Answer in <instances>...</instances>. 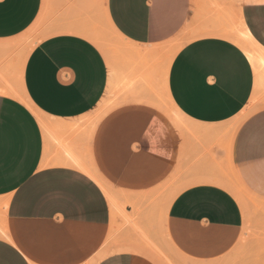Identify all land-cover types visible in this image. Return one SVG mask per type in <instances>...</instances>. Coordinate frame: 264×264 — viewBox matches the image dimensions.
<instances>
[{
    "label": "crops",
    "instance_id": "0c3cea01",
    "mask_svg": "<svg viewBox=\"0 0 264 264\" xmlns=\"http://www.w3.org/2000/svg\"><path fill=\"white\" fill-rule=\"evenodd\" d=\"M102 13L138 62L113 70L89 38ZM241 26L264 48V0H0V264H162L160 227L183 264L227 254L245 222L231 178L264 200V72L227 36Z\"/></svg>",
    "mask_w": 264,
    "mask_h": 264
},
{
    "label": "rangeland",
    "instance_id": "374dc122",
    "mask_svg": "<svg viewBox=\"0 0 264 264\" xmlns=\"http://www.w3.org/2000/svg\"><path fill=\"white\" fill-rule=\"evenodd\" d=\"M90 33L92 36H89V38H91L101 48L105 56L110 59L113 70L115 68L114 64L119 66L125 62H138L135 59L136 57L132 54H141L140 49L130 45L125 37L115 30L103 13ZM25 34L29 42L32 43L45 36L46 32L42 27V23H36ZM227 36L237 42L241 47H243L241 41H244L246 45H250L251 49L260 59L259 61L252 60L254 65L258 68L260 73L264 72V53L260 51L259 46L256 49L255 45L248 41L244 26L237 27L233 32L227 33ZM186 40L187 38L185 37L175 38L167 43L168 45L166 44L164 46L162 57L165 71ZM243 49L245 50L244 47ZM142 60L149 62L147 59ZM157 100L158 103L156 104L157 106H155L157 112L169 122L171 127L173 124H179L183 121V115L176 109L171 99L168 97L165 85H163L161 89H158ZM99 112L100 115L105 114V116L111 113L107 95H105V98L100 104ZM241 119L242 118H239L236 121L240 122ZM95 170L96 171L93 172L89 171L100 181L106 191L108 190V195L112 202H114V194L111 189L112 184L105 176L103 177L100 170ZM230 187L237 194L243 205L245 211L244 228L237 244L227 254L212 260L211 264H264V200L254 196L237 178H231ZM169 200L170 198L167 199V201ZM167 207L168 203L165 205V208ZM132 228L134 232H141L142 234L145 232L143 226L137 223H133ZM159 230H161L159 238L156 242L151 243V246L155 247L154 257L157 261L162 264L185 263V259L173 248V244H171L166 235L165 228L160 227Z\"/></svg>",
    "mask_w": 264,
    "mask_h": 264
},
{
    "label": "bare ground",
    "instance_id": "6f19581e",
    "mask_svg": "<svg viewBox=\"0 0 264 264\" xmlns=\"http://www.w3.org/2000/svg\"><path fill=\"white\" fill-rule=\"evenodd\" d=\"M246 37L248 38V41L253 43L255 45V48L257 49L258 48V44L257 42H255L254 38L251 36V34L249 33V31H247L246 29ZM241 41V39H240ZM242 44H243V47L245 48V51L247 52V54L249 55V57L252 59V60H255V61H259V56H257V54L251 49L250 45H246L244 44V41H241ZM246 42V41H245ZM260 48V51H262L264 53V48H262L261 46H259ZM262 49V50H261ZM259 51V50H258ZM109 63L112 65L110 59H109ZM112 69V68H111ZM173 103V102H172ZM174 104V103H173ZM94 176V175H93ZM95 177V176H94ZM106 190V189H105ZM107 193L108 190L106 191ZM172 244V243H171ZM173 246V245H172Z\"/></svg>",
    "mask_w": 264,
    "mask_h": 264
}]
</instances>
